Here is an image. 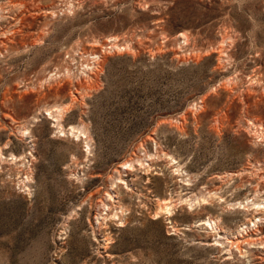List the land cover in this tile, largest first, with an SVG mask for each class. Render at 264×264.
Listing matches in <instances>:
<instances>
[{"label": "rangeland", "instance_id": "obj_1", "mask_svg": "<svg viewBox=\"0 0 264 264\" xmlns=\"http://www.w3.org/2000/svg\"><path fill=\"white\" fill-rule=\"evenodd\" d=\"M263 207L264 0H0V264H264Z\"/></svg>", "mask_w": 264, "mask_h": 264}, {"label": "bare ground", "instance_id": "obj_2", "mask_svg": "<svg viewBox=\"0 0 264 264\" xmlns=\"http://www.w3.org/2000/svg\"><path fill=\"white\" fill-rule=\"evenodd\" d=\"M36 40V39H35ZM38 41V40H37ZM1 43L2 44H5L6 45V43L2 40L1 41ZM36 43V42H35ZM42 43V42H41ZM2 44H1V46H2ZM3 47H5V46H3ZM89 56V55H88ZM95 66V65H94ZM98 67V66H97ZM92 68V67H91ZM205 202V201H204ZM258 203V202H257ZM204 204V203H203ZM256 205V204H255ZM174 208V207H173ZM264 208V207H263ZM161 209V208H160ZM261 209V208H260ZM166 210V209H165ZM258 211V210H257ZM171 213V212H170ZM258 213V212H257ZM208 224H209V222L208 221H206ZM232 242V244L233 243H237V244H239V243H241V240H240V238H237L236 239V242L235 241H231ZM242 242H244V241H242ZM238 246V245H237ZM239 247V246H238Z\"/></svg>", "mask_w": 264, "mask_h": 264}]
</instances>
